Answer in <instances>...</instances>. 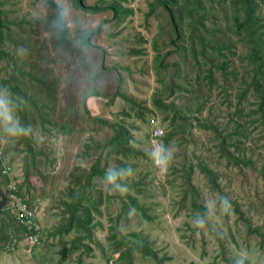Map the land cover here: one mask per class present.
I'll return each mask as SVG.
<instances>
[{"label":"rangeland","instance_id":"374dc122","mask_svg":"<svg viewBox=\"0 0 264 264\" xmlns=\"http://www.w3.org/2000/svg\"><path fill=\"white\" fill-rule=\"evenodd\" d=\"M112 1L84 0L104 8ZM117 1L131 15L115 20L112 10L89 13L76 0H62L81 30L70 28L58 40L49 24L55 9L45 0H0L7 21L0 90L12 91L10 78L18 74L31 128L29 143L0 131V264H236L243 257L245 264H264V127L253 93L240 104L249 69L245 44L227 30L218 11L237 47L227 52L231 68L213 69L216 82L210 85L206 70L217 62L210 63L209 51L193 52L187 24L183 38L171 44L172 19L162 0ZM175 14L182 25L180 8ZM85 25L92 45L80 50L76 44ZM77 63L80 70L74 72ZM238 107L249 115L240 137L231 125ZM176 111L184 121L175 118ZM124 127L131 140L123 148ZM157 130L164 134L157 137ZM229 134L232 139L223 144ZM161 145L174 148L166 171L151 157ZM233 156L254 164L239 166ZM200 164L216 173L218 188ZM93 166L103 174L132 168V176L118 181L128 191L121 194L103 177H91ZM5 168L10 177L2 173ZM11 181L36 212L42 230L36 245L15 223L6 194ZM81 193L91 212L90 238H83L84 230L65 232L71 196ZM222 197L232 205L228 213L221 210ZM131 199L147 209L149 221L131 207ZM251 227L262 234H252ZM125 241L148 242L158 259L146 251L120 257Z\"/></svg>","mask_w":264,"mask_h":264},{"label":"trees","instance_id":"16d2710c","mask_svg":"<svg viewBox=\"0 0 264 264\" xmlns=\"http://www.w3.org/2000/svg\"><path fill=\"white\" fill-rule=\"evenodd\" d=\"M46 4L51 8L55 9V5L53 4L52 0H45ZM165 9L169 13L172 19V31L174 37L171 40L172 45H177L178 40L183 38L182 34V26L187 24L188 28L191 29L189 36H190V48L193 49V52L196 50L199 52H206L209 51L211 53V60L210 63L214 64L217 62V67L214 65L211 68L206 70L207 80L210 85L215 84L214 72L213 69L223 70L226 72L228 68H231V63H229V57L227 52L232 53L233 46L229 40L227 34L224 31V26L221 24V19L219 17L218 11L222 12L223 19L226 18L227 20V30L231 33H235L236 37L240 38V41L243 42L248 50V65L249 69L246 71L247 76L244 77L245 80V88L240 91V104H243L250 95L253 93V96L259 101V108H258V116L260 119L261 125L264 127V16L262 15V6L264 4V0H162ZM77 6L89 13H97L100 10L109 9L112 10L114 13V19L120 20L121 18L127 17L131 15L132 10L130 8H124L121 3L117 0H113L109 2L107 6L104 8L101 6H87L84 0H76ZM3 4L0 2V7ZM180 8L181 10V17L182 25L176 18L175 9ZM5 10L0 8V46L3 45V41L5 40V35L3 33V29L7 27V21L3 20L2 15L4 14ZM100 31V27H98L94 32L98 33ZM192 51V50H191ZM171 53L166 54L169 56ZM6 56V53L0 49V58ZM165 58V59H166ZM160 59V58H159ZM219 61V64H218ZM12 84L11 88L14 94L22 97V107L20 111L21 116V126L26 127L27 121V111L23 104V96L25 95L26 91L21 87L20 80L18 78V74L14 73L12 78H10ZM248 81V82H247ZM199 83V81H197ZM43 89L47 90V87L43 85ZM15 95L13 96L14 99ZM125 99V96H123ZM161 104L160 100H157ZM157 103V104H159ZM232 124H236L235 136H242V132L246 128V124L244 121L249 119L248 113L244 109L237 108L233 113H231ZM176 119L184 121L185 117H180L178 111H176ZM239 121L241 123H239ZM258 122V121H256ZM213 129L217 134L221 133L219 130L214 127L213 125L209 126ZM227 131V129H223ZM119 133H123L126 136L122 147L131 140L129 136V132L124 128L119 129ZM229 136V137H227ZM223 138V144L226 143V140H230L233 137V134H229ZM25 142L29 143V139L24 137ZM118 136L116 135L113 138L114 141H118ZM123 140V139H121ZM239 147V143L235 142V147ZM124 148V147H123ZM127 150V149H125ZM128 151V150H127ZM231 154H235L230 152ZM239 153V152H238ZM236 163L239 166H250L254 164L251 162L252 160H247L246 158L242 157H235ZM238 159V160H237ZM201 171L205 173L210 181L215 185V187H219L216 173L207 166L202 164L199 165ZM91 177H105V174L98 169L97 166H93V171L90 173ZM89 177V176H88ZM90 178V177H89ZM90 184V181H86L85 187ZM7 188V185H6ZM19 190L21 188L19 187ZM8 191V189H7ZM6 191V192H7ZM72 191V190H71ZM87 196L85 193L78 194L76 196H71L72 203H70L67 207V214L69 215V224L67 226L66 233H71L72 229H76L78 233L81 230L86 232L85 237L83 238H90L91 231L88 229L92 226V218L91 212L84 207L83 199ZM131 207L136 210L137 212L144 214V217L147 221L150 219L146 215V210L144 207L139 206L136 204V201L131 199ZM236 213L240 216L242 220H246V215L242 211L239 205H235ZM17 227L23 231H27L24 229L19 223L15 220ZM252 234H262L261 229H254L251 227ZM82 240V239H81ZM78 241H75V243ZM72 246V249L76 248V244ZM119 246V245H118ZM123 246H127L126 253L122 254L120 257H127L131 259V253L134 251H146L147 255L153 257L154 259H158V253L152 249V247L146 241H139L137 244L124 242L120 244V248ZM71 249V250H72ZM69 250V251H71ZM68 251V252H69ZM121 258V259H122Z\"/></svg>","mask_w":264,"mask_h":264},{"label":"clouds","instance_id":"9594fccd","mask_svg":"<svg viewBox=\"0 0 264 264\" xmlns=\"http://www.w3.org/2000/svg\"><path fill=\"white\" fill-rule=\"evenodd\" d=\"M55 5V15L50 20V28L55 37L58 40H62L69 32L70 28L75 27L78 31L80 28V21L72 16L71 9L66 7L62 0H53ZM98 25H93V28ZM92 45V33L87 31V25L84 26L83 35L77 40V48L80 50L88 49ZM26 52V50H21ZM72 69L74 72L80 70V64H73ZM15 94L8 88L0 90V131L5 133L11 138H20L28 136L31 132L30 127H23L20 124L18 113L22 107V97L15 95V101L13 96ZM151 157L156 167L166 171L168 166L174 159V148H165L163 145L156 147L151 152ZM133 175V169L130 167L121 168L119 170L109 168L105 173V182L108 185H112L114 189L118 190L121 194L128 191V188L123 186L118 181H124L127 177ZM113 189H108L112 192ZM232 208L230 201L227 198H221V210L228 213ZM201 227H203V221H199ZM246 257L236 260V264H245Z\"/></svg>","mask_w":264,"mask_h":264},{"label":"built area","instance_id":"2783aa9c","mask_svg":"<svg viewBox=\"0 0 264 264\" xmlns=\"http://www.w3.org/2000/svg\"><path fill=\"white\" fill-rule=\"evenodd\" d=\"M156 122H154L155 124ZM164 134L162 130L156 131V136L161 137ZM4 175H9L8 169L2 170ZM12 179V178H11ZM7 200L10 205V209L14 212L16 216V221L21 225L28 234V242L30 245H36L41 239V227L36 220V212L30 206L28 201L20 194L19 186L17 187L11 181L8 185Z\"/></svg>","mask_w":264,"mask_h":264},{"label":"bare ground","instance_id":"6f19581e","mask_svg":"<svg viewBox=\"0 0 264 264\" xmlns=\"http://www.w3.org/2000/svg\"><path fill=\"white\" fill-rule=\"evenodd\" d=\"M7 194V193H6ZM21 194V193H20ZM22 195V194H21ZM41 241V240H40Z\"/></svg>","mask_w":264,"mask_h":264}]
</instances>
